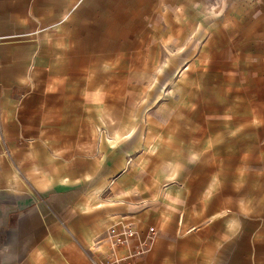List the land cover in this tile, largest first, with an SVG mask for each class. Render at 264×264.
I'll return each instance as SVG.
<instances>
[{
  "label": "crops",
  "instance_id": "1",
  "mask_svg": "<svg viewBox=\"0 0 264 264\" xmlns=\"http://www.w3.org/2000/svg\"><path fill=\"white\" fill-rule=\"evenodd\" d=\"M136 3L0 0V264H264V187L217 168L213 130L119 117ZM111 227L134 237L111 250Z\"/></svg>",
  "mask_w": 264,
  "mask_h": 264
},
{
  "label": "rangeland",
  "instance_id": "2",
  "mask_svg": "<svg viewBox=\"0 0 264 264\" xmlns=\"http://www.w3.org/2000/svg\"><path fill=\"white\" fill-rule=\"evenodd\" d=\"M138 1L120 9V39L139 43L148 60L121 49V66L112 68L119 117L131 116L121 123H156L161 111L167 123L208 126L217 168L242 173L249 188L259 183L262 190L264 18L255 15L264 17V0ZM124 15L135 20L132 30ZM104 119L114 124L111 115ZM163 145L151 144L149 153Z\"/></svg>",
  "mask_w": 264,
  "mask_h": 264
},
{
  "label": "built area",
  "instance_id": "3",
  "mask_svg": "<svg viewBox=\"0 0 264 264\" xmlns=\"http://www.w3.org/2000/svg\"><path fill=\"white\" fill-rule=\"evenodd\" d=\"M110 249H117L127 243V241L134 237V230L131 227H125L123 233H121L117 228L111 227L108 229ZM100 240H96L95 244H99ZM93 260V259H92ZM93 264H101L96 260H93ZM103 264H122L121 261L116 260L110 253L104 257Z\"/></svg>",
  "mask_w": 264,
  "mask_h": 264
}]
</instances>
